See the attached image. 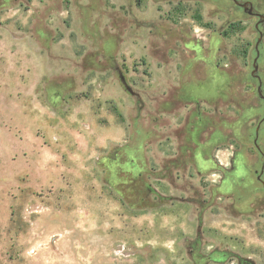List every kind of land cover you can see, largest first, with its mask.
Masks as SVG:
<instances>
[{
  "label": "rangeland",
  "instance_id": "1",
  "mask_svg": "<svg viewBox=\"0 0 264 264\" xmlns=\"http://www.w3.org/2000/svg\"><path fill=\"white\" fill-rule=\"evenodd\" d=\"M259 20L223 0H0V264H172L202 230L264 264V201L235 190L262 164Z\"/></svg>",
  "mask_w": 264,
  "mask_h": 264
},
{
  "label": "flooded vegetation",
  "instance_id": "2",
  "mask_svg": "<svg viewBox=\"0 0 264 264\" xmlns=\"http://www.w3.org/2000/svg\"><path fill=\"white\" fill-rule=\"evenodd\" d=\"M223 2L224 5H227L230 8L237 9L239 13L243 12L247 13L248 15L260 18V20L257 22V24H259L258 28L256 29L258 30V32L261 31L259 27L262 23H264V21L263 17H260L259 15H264V13L257 11L256 3L247 0H223ZM257 52L258 54L256 57V61L258 62L260 51L257 50ZM254 65H257L259 69L258 63ZM258 69L252 76H254L258 80L257 94L264 100V81L262 75L257 73ZM263 123L264 115L259 120L258 125L254 130L255 133L252 136L253 145L256 149V145L259 146L261 152L258 149L257 151L262 156L261 168L254 170V177L257 185L244 191L235 189L237 195V207L244 206L247 202L252 201L256 197H259L258 199H255L256 201H259L261 203H263L264 201V150L260 145V128ZM219 208L221 209L220 206ZM201 211L202 209L197 207V209L193 211L197 213L192 215L202 218L203 214L201 215L199 213ZM202 232V235H200L191 231H183V240L180 244L178 243L179 238H175L176 242L179 245L175 247L174 252L176 254V261H174L172 264H259L256 255H254V257L249 256L244 258L245 253H243L241 250L228 251L227 249H223L222 243L218 245H210V241H208L206 237H204L205 231L202 230Z\"/></svg>",
  "mask_w": 264,
  "mask_h": 264
},
{
  "label": "water",
  "instance_id": "3",
  "mask_svg": "<svg viewBox=\"0 0 264 264\" xmlns=\"http://www.w3.org/2000/svg\"><path fill=\"white\" fill-rule=\"evenodd\" d=\"M260 17H263V21H264V15H259ZM258 25L259 24H257L256 25V28H258ZM259 33H260V35H261V37H262V32L261 31H259ZM254 68H255V70L254 71H252V75H254L255 74V71L258 69V66L257 65H254ZM256 147H257V149L261 152V149L259 148V146L258 145H256Z\"/></svg>",
  "mask_w": 264,
  "mask_h": 264
}]
</instances>
